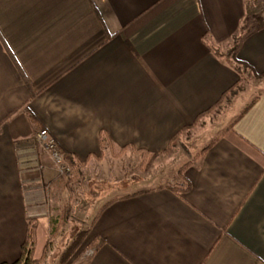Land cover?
Listing matches in <instances>:
<instances>
[{
    "label": "crops",
    "instance_id": "obj_1",
    "mask_svg": "<svg viewBox=\"0 0 264 264\" xmlns=\"http://www.w3.org/2000/svg\"><path fill=\"white\" fill-rule=\"evenodd\" d=\"M235 60L264 74V0H0V264L29 222L42 253L66 184L37 132L82 167L165 153L235 98ZM231 119L170 186L99 188L85 264H264V92Z\"/></svg>",
    "mask_w": 264,
    "mask_h": 264
},
{
    "label": "rangeland",
    "instance_id": "obj_2",
    "mask_svg": "<svg viewBox=\"0 0 264 264\" xmlns=\"http://www.w3.org/2000/svg\"><path fill=\"white\" fill-rule=\"evenodd\" d=\"M226 54L223 53V57L230 60ZM240 75L242 79L235 92L230 94L235 95V98L230 97L228 105L221 103L202 127L179 136L169 151L149 155L127 149H106L103 152L105 160L77 168L70 177L72 181L69 184L53 181L48 192H45L50 210L47 218L49 228L42 253L39 250L31 264H85L92 252L90 247L83 249L82 242L66 261L63 262L62 259L75 241V236L79 232H89L96 210L101 204L97 190L112 186L117 188L114 191L116 194L122 195L174 183L181 168L194 160L211 138L232 123L231 118L246 104L264 92V74L255 78L253 72L244 70ZM121 186L123 190L118 189Z\"/></svg>",
    "mask_w": 264,
    "mask_h": 264
},
{
    "label": "trees",
    "instance_id": "obj_3",
    "mask_svg": "<svg viewBox=\"0 0 264 264\" xmlns=\"http://www.w3.org/2000/svg\"><path fill=\"white\" fill-rule=\"evenodd\" d=\"M256 9H258V7H256ZM226 56L230 57L232 59V51L227 52ZM235 63L237 65L236 69L237 72L242 73L244 70H249V72H251L252 70L249 68V66H247L246 64H243L241 62H238L235 60ZM263 74H255L254 73V77L255 78H260L262 77ZM241 77V75H240ZM238 84V83H237ZM237 87V86H236ZM235 88H231L229 90V93H233V90ZM210 111V110H209ZM206 112V113H209ZM66 160L73 166L74 170H77V168L82 167L81 164H79L77 161H74V159L66 156ZM185 166H183L181 168V170L179 171V175L182 173V171L184 170ZM66 180V185L69 184L72 181V178H65ZM66 211V210H65ZM88 233V231L86 232H79L76 236H75V241L68 247V250L66 251L64 257H63V262L66 261L67 257L72 254V252L79 247V245L81 244V242H83V240L85 239L86 234ZM34 243H35V225L32 222L28 223V229H27V235H26V239H25V243L22 246V250H21V255L19 257V259L17 261H15L12 264H31L32 262H34L35 260H33L32 257V248L34 247Z\"/></svg>",
    "mask_w": 264,
    "mask_h": 264
},
{
    "label": "built area",
    "instance_id": "obj_4",
    "mask_svg": "<svg viewBox=\"0 0 264 264\" xmlns=\"http://www.w3.org/2000/svg\"><path fill=\"white\" fill-rule=\"evenodd\" d=\"M34 141L39 150L48 157L58 177L70 178L73 175V166L66 160V155L59 149L56 140L46 130L37 132ZM37 161V158L34 157V159L28 160L29 164L21 165V168L38 166Z\"/></svg>",
    "mask_w": 264,
    "mask_h": 264
}]
</instances>
